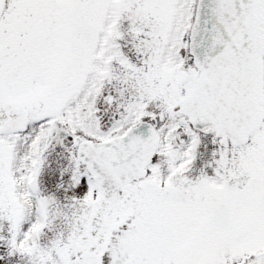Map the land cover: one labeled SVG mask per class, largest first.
I'll return each mask as SVG.
<instances>
[{"label": "snow or ice", "instance_id": "6c2138e0", "mask_svg": "<svg viewBox=\"0 0 264 264\" xmlns=\"http://www.w3.org/2000/svg\"><path fill=\"white\" fill-rule=\"evenodd\" d=\"M0 264H264V0H0Z\"/></svg>", "mask_w": 264, "mask_h": 264}]
</instances>
